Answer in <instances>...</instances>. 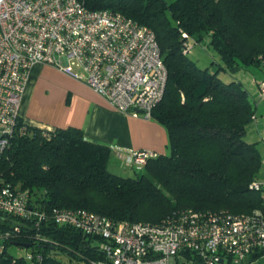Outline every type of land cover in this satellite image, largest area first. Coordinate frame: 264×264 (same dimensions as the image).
Instances as JSON below:
<instances>
[{
    "label": "trees",
    "instance_id": "1",
    "mask_svg": "<svg viewBox=\"0 0 264 264\" xmlns=\"http://www.w3.org/2000/svg\"><path fill=\"white\" fill-rule=\"evenodd\" d=\"M78 1L153 31L167 80L151 119L166 129L168 151L149 160L144 173L120 177L109 171L106 144L73 127L44 132L19 117L25 133L0 154V187L27 191L35 214L21 219L0 211V264H27L10 254L12 246L27 249L30 264L100 259V240L57 224L55 209L130 223H159L185 210L262 209L261 193L250 189L262 176L261 155L244 141L255 112L248 91L233 76L250 67L264 74V0ZM189 43H206L219 56V69L198 67L185 52ZM220 72L231 80L224 82Z\"/></svg>",
    "mask_w": 264,
    "mask_h": 264
},
{
    "label": "built area",
    "instance_id": "2",
    "mask_svg": "<svg viewBox=\"0 0 264 264\" xmlns=\"http://www.w3.org/2000/svg\"><path fill=\"white\" fill-rule=\"evenodd\" d=\"M193 46L189 43L185 52ZM35 64L82 82L116 111L146 119L167 80L153 31L120 13L92 11L78 0H0V154L25 133L18 126L19 109ZM263 97L264 81L259 85ZM157 156L140 150L122 162L140 172ZM262 167L261 178L250 186L260 193L264 159ZM29 199L27 191L0 187L1 212L28 219L35 214ZM53 218L100 240L102 256L89 264H257L264 257V206L249 214L185 210L159 223L113 222L67 209L53 210Z\"/></svg>",
    "mask_w": 264,
    "mask_h": 264
},
{
    "label": "crops",
    "instance_id": "3",
    "mask_svg": "<svg viewBox=\"0 0 264 264\" xmlns=\"http://www.w3.org/2000/svg\"><path fill=\"white\" fill-rule=\"evenodd\" d=\"M258 77L253 80L255 98L264 80L263 74ZM19 116L30 127L44 132L73 127L86 139L106 144L111 148L109 167L129 169L122 159L131 152L165 155L168 151L167 131L160 123L142 114L134 117L116 111L85 84L47 65L30 68Z\"/></svg>",
    "mask_w": 264,
    "mask_h": 264
},
{
    "label": "rangeland",
    "instance_id": "4",
    "mask_svg": "<svg viewBox=\"0 0 264 264\" xmlns=\"http://www.w3.org/2000/svg\"><path fill=\"white\" fill-rule=\"evenodd\" d=\"M167 3H172L175 0H165ZM188 57L197 64L201 69H208L210 72H215L222 65L219 56L213 52L207 45L199 44L194 45L188 55ZM262 74L261 71L254 67L248 69H242L238 71L233 77L240 80L244 87L248 90L250 96V102L253 105L255 112V120L247 128L244 141L250 145H255L260 152L261 159H264V97L260 100L258 97H252V92L255 88V83L253 82L254 78L258 79ZM220 78L224 82H229L231 80L228 73H219ZM264 76V74H263ZM109 171L120 177H134L135 173L129 169L109 167ZM141 170L140 172H142ZM144 173V171H143ZM260 174H263V167L260 171ZM262 198L264 199V192L261 193ZM10 254L15 258H24L27 264H30L28 260V250L22 247L12 246L9 248ZM63 262L66 261L65 257L60 258ZM69 264H77L75 261ZM257 264H264V257H262Z\"/></svg>",
    "mask_w": 264,
    "mask_h": 264
}]
</instances>
